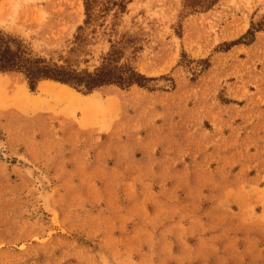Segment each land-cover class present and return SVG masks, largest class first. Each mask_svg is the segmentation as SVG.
<instances>
[{
  "label": "rangeland",
  "instance_id": "obj_1",
  "mask_svg": "<svg viewBox=\"0 0 264 264\" xmlns=\"http://www.w3.org/2000/svg\"><path fill=\"white\" fill-rule=\"evenodd\" d=\"M0 45L71 75L0 71V264H264V0H0Z\"/></svg>",
  "mask_w": 264,
  "mask_h": 264
},
{
  "label": "trees",
  "instance_id": "obj_2",
  "mask_svg": "<svg viewBox=\"0 0 264 264\" xmlns=\"http://www.w3.org/2000/svg\"><path fill=\"white\" fill-rule=\"evenodd\" d=\"M0 71H23L28 79L31 90H34L37 83L41 80H52L60 82L62 84H71V75L62 71L49 69L47 67L38 66H24L20 64L18 57L12 54L8 48L0 45ZM105 75H98L97 79H90L85 82V86L88 90H92L95 87L110 83V80L104 78Z\"/></svg>",
  "mask_w": 264,
  "mask_h": 264
}]
</instances>
